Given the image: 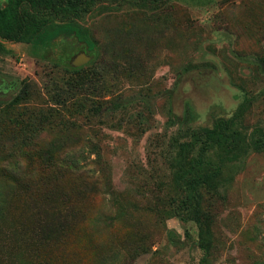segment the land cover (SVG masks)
I'll use <instances>...</instances> for the list:
<instances>
[{
	"label": "rangeland",
	"instance_id": "obj_1",
	"mask_svg": "<svg viewBox=\"0 0 264 264\" xmlns=\"http://www.w3.org/2000/svg\"><path fill=\"white\" fill-rule=\"evenodd\" d=\"M25 8L42 30L29 42L0 35V264H264V0ZM69 26L93 48L75 34L50 39ZM24 88L28 99L11 105ZM241 104L237 157L204 148L221 174L182 209L180 145ZM17 118L46 125L22 141L8 125ZM65 157L94 186L52 175L29 187ZM65 197L69 227L38 246L26 230L33 204Z\"/></svg>",
	"mask_w": 264,
	"mask_h": 264
},
{
	"label": "trees",
	"instance_id": "obj_2",
	"mask_svg": "<svg viewBox=\"0 0 264 264\" xmlns=\"http://www.w3.org/2000/svg\"><path fill=\"white\" fill-rule=\"evenodd\" d=\"M79 1L80 0H5L3 6L0 4V35L7 40L29 42L34 35L42 30L44 25L36 19L34 14L27 12L25 6H28L36 12L48 8L55 9L60 6H67L74 9L77 7ZM74 34L81 42H84L88 48H93L89 40L80 37L76 29L70 26L53 31L50 39H56L60 36L70 37ZM0 50H2L1 46ZM28 96V90L24 88L12 100L11 105L20 104L22 101L28 99ZM101 106L100 104L97 105L95 114L100 113L102 110ZM243 107L242 104L239 105L231 119L217 121L211 129L201 130L194 140L183 142L180 145L179 151L175 155L176 168L174 171V179L187 193L186 199L180 202L182 209H189L191 204L196 207L197 190L201 188H213L214 180L221 174L222 164L213 165L210 161L205 160L203 157L204 148L205 151L212 150L215 152H222L229 161L237 157L235 156L237 147L234 142L236 136H234L232 131V124L234 120L238 119ZM8 125L12 127V133L16 134L15 139L27 141L33 137L36 130H43L46 124L44 119L39 120L37 125H32L17 118ZM256 133L264 137V129H258ZM257 142H263V140H259L258 138ZM197 145L199 146L197 156L193 157L192 152ZM262 147H264V144ZM46 158L50 161L52 156H47ZM62 162V165L52 166L50 170H45L38 178L33 179V182L29 183V187L34 186L38 182H44L52 175L70 176L82 187L89 188V186H94L92 178L83 169L75 165L73 161L69 164V159L65 157L62 159ZM70 207L66 197L61 200L60 205L52 204V202L48 200L43 203L36 202L33 204L32 209L33 212H35V219L26 230L37 235L38 246L45 247L52 242L58 243L61 234L64 233L72 221L73 216ZM196 222L198 225L199 240L203 242L204 232L201 223L199 220H196ZM201 247L203 250L206 249L202 244ZM49 261H43L41 264H50Z\"/></svg>",
	"mask_w": 264,
	"mask_h": 264
}]
</instances>
